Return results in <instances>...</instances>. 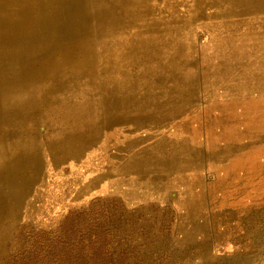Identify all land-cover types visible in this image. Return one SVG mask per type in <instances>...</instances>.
I'll return each instance as SVG.
<instances>
[{
	"label": "rangeland",
	"instance_id": "rangeland-1",
	"mask_svg": "<svg viewBox=\"0 0 264 264\" xmlns=\"http://www.w3.org/2000/svg\"><path fill=\"white\" fill-rule=\"evenodd\" d=\"M264 264V0H0V264Z\"/></svg>",
	"mask_w": 264,
	"mask_h": 264
},
{
	"label": "trees",
	"instance_id": "trees-1",
	"mask_svg": "<svg viewBox=\"0 0 264 264\" xmlns=\"http://www.w3.org/2000/svg\"><path fill=\"white\" fill-rule=\"evenodd\" d=\"M83 264H90L89 260L83 255H77ZM78 261L73 263L62 262L57 251L50 248H36L34 250L25 251L19 256L12 258L10 264H78Z\"/></svg>",
	"mask_w": 264,
	"mask_h": 264
}]
</instances>
